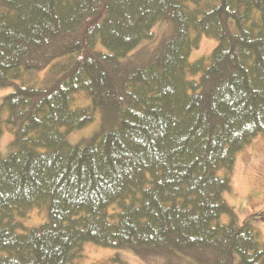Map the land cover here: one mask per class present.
I'll return each mask as SVG.
<instances>
[{
	"label": "trees",
	"instance_id": "trees-1",
	"mask_svg": "<svg viewBox=\"0 0 264 264\" xmlns=\"http://www.w3.org/2000/svg\"><path fill=\"white\" fill-rule=\"evenodd\" d=\"M201 35L216 45L190 62ZM8 85L0 264H78L84 242L264 264L224 198L236 153L264 136V0H0ZM33 208L47 219L24 227Z\"/></svg>",
	"mask_w": 264,
	"mask_h": 264
},
{
	"label": "rangeland",
	"instance_id": "rangeland-1",
	"mask_svg": "<svg viewBox=\"0 0 264 264\" xmlns=\"http://www.w3.org/2000/svg\"><path fill=\"white\" fill-rule=\"evenodd\" d=\"M168 23L162 21L153 27L154 37L145 41L150 48L154 47L162 34L168 29ZM216 39L211 36L201 35L198 44L189 54V61L193 62L200 57H207L216 45ZM98 47L101 48L100 45ZM47 69L36 73L41 78ZM33 74H24L16 83L24 85L41 86ZM13 90L12 85L0 87V103L2 97ZM1 105V104H0ZM80 105V104H79ZM7 110L0 107V155L6 156L10 152V142L13 139L12 132L6 125ZM99 114L96 113L95 121L68 135L71 142L89 135L97 126L99 127ZM226 202L234 209L239 223L249 220L256 228L259 240L264 243V136L258 135L235 155L234 167L231 176V184L225 192ZM47 219L44 209L33 208L25 218L21 219L24 227H32ZM222 221H227L228 216H221ZM141 256L132 250L125 248L103 247L92 242L82 244V257L78 264H119L114 260L119 257L130 264H197L189 256L179 254L177 257L167 259L158 253L147 251Z\"/></svg>",
	"mask_w": 264,
	"mask_h": 264
}]
</instances>
